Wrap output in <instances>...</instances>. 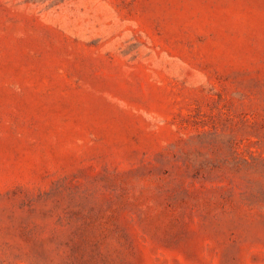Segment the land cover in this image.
<instances>
[{
	"label": "rangeland",
	"instance_id": "374dc122",
	"mask_svg": "<svg viewBox=\"0 0 264 264\" xmlns=\"http://www.w3.org/2000/svg\"><path fill=\"white\" fill-rule=\"evenodd\" d=\"M0 264H264V0H0Z\"/></svg>",
	"mask_w": 264,
	"mask_h": 264
}]
</instances>
